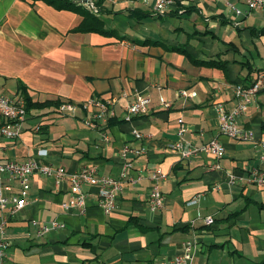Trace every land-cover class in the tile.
I'll list each match as a JSON object with an SVG mask.
<instances>
[{"label": "crops", "instance_id": "1", "mask_svg": "<svg viewBox=\"0 0 264 264\" xmlns=\"http://www.w3.org/2000/svg\"><path fill=\"white\" fill-rule=\"evenodd\" d=\"M89 1L115 36L72 32L82 17L42 1L0 0V95L22 98L24 87L33 103L115 100L111 114L93 128L88 123L95 107L74 116L50 105L29 111L18 139L0 137V162L35 158L69 172L92 168L121 181L123 191L109 215L92 185H83L85 213L65 210L69 185L33 174L29 203L7 217L0 235L7 241L0 264H163L188 239L198 243L192 264H264V188L225 183L228 172L241 178L264 173V96L239 119L254 142L221 135L213 108L232 109L234 86L248 85L264 71V6L248 12L245 0H175L172 10L156 15L155 0ZM166 48L224 67L197 66ZM136 94L150 99L148 111L124 122L125 106ZM179 118L187 142L200 147L217 139L225 149L222 158L198 153L182 160L168 150ZM135 131L143 139H135ZM125 148L146 152L122 156ZM214 163L220 169L212 170ZM154 170L166 174L158 211L147 205ZM0 184L19 188L1 174ZM193 199L196 205L188 206ZM208 216L211 226L203 222ZM54 220L64 227L37 236L36 223Z\"/></svg>", "mask_w": 264, "mask_h": 264}, {"label": "built area", "instance_id": "2", "mask_svg": "<svg viewBox=\"0 0 264 264\" xmlns=\"http://www.w3.org/2000/svg\"><path fill=\"white\" fill-rule=\"evenodd\" d=\"M146 2V0H142ZM220 1V0H216ZM248 12L259 10L264 6V0H245ZM228 5V4H227ZM175 0H155L153 12L156 15L164 14L174 8ZM89 7V6H88ZM229 8H233L228 5ZM93 13L97 10L89 7ZM236 15L241 14L239 10L233 9ZM179 96L190 97L191 93L187 91H180ZM259 95L264 96V71L258 72L254 80L248 84H236L234 86L233 96L235 106L228 110L223 104L215 105L213 108L217 114L218 132L233 140L242 142H254L253 133L246 130L239 124L240 117L247 111L248 107L255 102ZM115 103L114 99L99 100L93 98L83 104H76L71 102H63L58 108L57 112L60 115L74 116L81 108L95 107L97 110L91 113L88 125L95 127L96 122L106 119L110 114V107ZM150 99L147 96L136 94L135 97L127 103L124 112V122H131L135 117L141 116L148 111L150 106ZM160 104L168 107L170 103L161 101ZM25 102L21 97L11 98L7 95H0V137L7 140L18 139L22 124L26 120ZM38 131V128L36 129ZM186 128L183 120H177L176 139L167 144L170 151L179 154L182 160H188L192 155L203 153L215 161L222 158L225 153L224 147L217 141L212 139L208 143L195 147L184 139ZM134 138L137 140L143 139V136L135 131ZM264 149V143L259 144ZM127 152L133 153L135 156L144 155L145 149L129 150L125 148L122 151V156ZM131 164H126L125 168H130ZM212 170L220 169L217 163L211 165ZM0 174L16 181L19 185L17 190H13L9 186L0 184V235L4 233L7 224V217L15 214L28 201L29 181L33 174H40L54 180L56 186L62 183H67L71 190V198L68 203L62 204L65 210L76 209L81 213L86 211V194L83 191V185H92L97 188V204L105 215L111 214L116 209L118 196L123 191L121 181L111 177L98 176L94 169H82L79 172H69L63 167H54L50 164H44L35 158H28L25 161L9 160L0 162ZM227 187H232L235 184H253L264 188V173L254 171L247 178H241L233 172H228L225 176ZM166 179V174L160 170H154L149 175L151 182L150 190L147 197V205L151 211H158L163 207V195L160 190V183ZM139 180V178H137ZM133 182V181H132ZM197 199L187 202L188 206H194ZM206 226H211L214 222L211 216L203 218ZM36 234L40 236L48 230H57L64 227V224L58 221H50L48 223H36ZM2 238V237H1ZM7 246V241L0 239V254L2 248ZM198 246L194 239L185 240L182 244V252L165 260L163 264H192L193 254Z\"/></svg>", "mask_w": 264, "mask_h": 264}, {"label": "trees", "instance_id": "3", "mask_svg": "<svg viewBox=\"0 0 264 264\" xmlns=\"http://www.w3.org/2000/svg\"><path fill=\"white\" fill-rule=\"evenodd\" d=\"M32 2L42 1L45 4L53 7L55 10L61 11H72L79 14L82 17L81 23L75 28L72 32H80V33H97L102 36H115L116 33L114 30L109 29L105 26L104 22L92 11L87 10L83 7L82 4H78L77 0H31ZM98 12L100 9L96 6ZM123 38V37H119ZM156 44V43H154ZM167 50L179 52L180 54L186 56L193 64L197 66H205L210 68H223V63L216 60H208V61H198L191 58V56L182 48H166ZM21 95L25 102L26 113L34 109H40L47 106L58 107L60 102L54 103H33L31 99L27 96L24 87H21Z\"/></svg>", "mask_w": 264, "mask_h": 264}, {"label": "water", "instance_id": "4", "mask_svg": "<svg viewBox=\"0 0 264 264\" xmlns=\"http://www.w3.org/2000/svg\"><path fill=\"white\" fill-rule=\"evenodd\" d=\"M78 4H84V5H88L89 7L93 8V4L92 2H90L89 0H77L76 1Z\"/></svg>", "mask_w": 264, "mask_h": 264}]
</instances>
